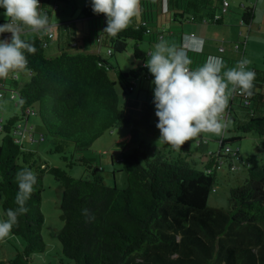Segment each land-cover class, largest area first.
<instances>
[{"label": "trees", "instance_id": "obj_1", "mask_svg": "<svg viewBox=\"0 0 264 264\" xmlns=\"http://www.w3.org/2000/svg\"><path fill=\"white\" fill-rule=\"evenodd\" d=\"M69 1L55 0L53 4ZM214 1L218 2L140 0L139 16L125 30L110 36L101 34L107 26L106 15L95 14L91 0H84L80 10L90 25L87 37L90 47L110 49L108 56L88 50L71 51L63 46L58 54L47 55V40L38 35L25 39L34 43L37 51L25 52L28 81L19 84L11 77L10 84L16 82L13 85L22 112L3 123L0 142L3 220L7 219V209L17 207L14 203L17 171L24 167L32 169L37 174V184L26 202L28 212L18 217V225L8 235L21 237L22 249L13 246V255L6 261L0 260V264H33L35 255L47 251L41 233L45 216L40 208L46 174L62 189L57 237L70 264H264V158L252 163L230 145L247 133L264 138V69H253L251 97L230 95L225 112L237 135L223 136L217 151H210L203 140L196 144L190 140L180 150L173 147L152 150L153 102L129 96L135 80L154 79L142 64L146 53L138 43L164 40L181 47L185 23L223 25V14L218 13L219 5ZM41 4L42 0L40 7ZM52 6L45 9L48 19L47 11ZM242 6L241 26L249 32L255 7ZM130 41H134L135 59L142 61L126 76L111 57L125 51ZM187 54L195 63L211 55L204 51ZM222 58L225 67L221 75L239 61ZM204 61L198 62L199 66ZM112 71L120 73L118 81L124 104L120 103ZM151 87L150 93L154 94L152 83ZM33 107L46 130L42 138L48 136L52 141L50 151L58 153L67 167L82 166L83 176L74 177L63 168L50 165L36 150L19 142L13 131L14 123L26 117ZM116 128L128 129L126 148L118 159L120 170L126 174L125 187L117 186L114 179L113 183L106 181L102 155L92 149L99 138ZM198 162L203 169L198 168ZM223 164L229 172L241 167L243 174L227 179V207L212 206L209 197L216 191V170ZM83 209H88L94 219L86 217Z\"/></svg>", "mask_w": 264, "mask_h": 264}, {"label": "clouds", "instance_id": "obj_2", "mask_svg": "<svg viewBox=\"0 0 264 264\" xmlns=\"http://www.w3.org/2000/svg\"><path fill=\"white\" fill-rule=\"evenodd\" d=\"M39 7L40 0H0V8L5 9L4 15L10 18V22L0 25V79L26 71L25 52L35 54L37 51L34 43L21 39L25 30L51 33L48 17ZM91 7L95 14L107 17V26L101 34L116 36L139 16L140 0H91ZM5 33H11V36L4 37ZM203 46L204 40L195 34H186L181 47L161 40L144 64L154 77L153 104L158 118L159 141L176 150L201 134H223L231 123L225 119L230 95L237 93L251 97L253 94L255 72L246 70L251 63L247 57L223 75V58L213 55H209L202 66L190 69L192 61L188 51L199 53ZM15 181L18 191L14 203L17 207L7 209V219L0 221V239L7 237L13 226L18 225V217L28 212L26 202L37 184V174L24 167L17 171ZM82 213L94 219L88 209H83Z\"/></svg>", "mask_w": 264, "mask_h": 264}, {"label": "rangeland", "instance_id": "obj_3", "mask_svg": "<svg viewBox=\"0 0 264 264\" xmlns=\"http://www.w3.org/2000/svg\"><path fill=\"white\" fill-rule=\"evenodd\" d=\"M84 0H78L77 4V14H80V8L83 4ZM221 1V0H220ZM232 6L228 8L230 11L228 13H224L225 21L224 25H210L209 27L211 30L221 31L220 34L216 37V41H214L215 47L213 48L214 52L209 54H213L215 56H230V58L237 57V60H241L247 57L251 63L247 65L246 70H253V69H264V0H231ZM218 3L219 9L217 10L218 13L221 12L223 14L222 8L220 6L219 1H214ZM59 8L62 9H69L72 11L73 6L60 3ZM242 4L246 6H254L255 7V16L250 25V30L247 35L248 28L242 27V14L244 12V8ZM52 13V17L55 20L59 16H64L63 13L57 15L58 11L50 9ZM76 14V15H77ZM75 15V16H76ZM51 16H49L50 20ZM51 24V23H50ZM190 24L185 23L183 27L184 33L188 29H190ZM193 25V24H192ZM51 31L54 34V38L48 40V47L45 49V53L47 55H53L57 52V44L59 42L58 37L60 38V29L61 26L52 24ZM194 27H203L198 25H193ZM212 32V31H210ZM40 37L44 35V31L38 32ZM241 33V39L243 40L246 38L247 45L246 48V55L243 56L239 51H236L232 48V43L234 41H238L237 36ZM26 34L25 32L22 35ZM223 34H226L227 37H224ZM21 35V36H22ZM34 35L33 32L29 33V36ZM11 36V35H10ZM9 36V37H10ZM43 38V37H42ZM47 38V37H46ZM212 38V37H211ZM240 39V40H241ZM225 40V41H224ZM234 40V41H233ZM232 42V43H231ZM157 43H149L147 41H141L138 43V46L142 51L146 53L144 57V61L136 60L134 56V41H130L128 47L123 52H116V54L111 57L112 62L121 69V72L128 73V71L135 66L136 64L140 63L141 61L145 63L150 56L148 55L150 51L154 50V46ZM217 44L225 46L227 49L226 51H219L217 49ZM218 45V47H219ZM102 54L104 56H108L107 49H101ZM230 51V52H229ZM120 73L111 72V77L117 80L116 88L120 94L121 104H124L126 101L123 99L122 96V87L120 82L118 81V76ZM11 76L9 75L8 79L5 80L7 84L11 82ZM19 83L22 82L25 78L23 76V72H21L18 76ZM4 88L8 90H2L6 97L2 100L0 105V118H4V122H7L10 117L14 115H20L22 109L20 105H16L15 100L10 99L11 92L9 90H14L15 86L13 85H4ZM151 80L138 78L135 80V87L130 93V97L138 99L140 101H149L153 102L154 95L151 94ZM15 93L18 96V92L15 89ZM155 109V105L153 104ZM156 112V109H155ZM37 117V118H36ZM151 121L155 123V138L152 139V150H156L158 148H169L172 147L169 144L159 141L160 138V131L156 127L158 122V118L156 117L155 113L151 117ZM1 124V123H0ZM29 125L34 126L35 138L38 139L40 136V131L45 133L46 130L43 127L40 117L38 115L31 118ZM229 129H231L229 131ZM128 134V129L126 128H116L107 133H105L101 138H99L93 145L92 149L93 152H100L101 153V163L105 167L107 172L106 181L108 183H113V179L116 181L117 186L125 187V180L126 174L122 170H120L119 166V158L122 156V151L126 148L125 144V137ZM237 135V133L232 130L231 123L228 128L223 132L221 135H214V134H201L200 137L194 138L191 141L196 144L199 140H203L204 142L208 143V148L210 151H217L220 149V140L223 136L229 138L231 136ZM3 138V133H0V142ZM26 147L34 148L35 150L39 151L38 154L41 156L43 160H46L50 165L59 166L65 169L69 174L74 177H81L85 173V169L80 165H74L72 167H67L66 162L59 156L58 153L50 152L49 149L52 147L51 139L46 136V139L38 140L34 142L26 141ZM232 148L239 149V154L242 158L252 163L259 162L261 158H264V138H259L253 133H247L241 135V138L234 140L230 143ZM113 164H112V159ZM198 168L203 169L202 163L197 164ZM217 184H216V191L212 192L209 197V204L212 206H219V207H227V195H228V182L227 179L231 178L234 179L235 176H240L243 174L242 168L239 167L236 170L229 172L227 165L223 164L219 168H217ZM227 175V177H226ZM43 192H42V199L40 208L43 212L45 218L44 223L41 228V233L44 242L47 244V251L44 254H37L33 260V264H48L51 262L52 264H70V260L64 256L61 252V245L58 240L57 234L61 227V223L58 219L60 214V199H61V187L55 183L53 177L49 174H46L43 178ZM1 196V194H0ZM1 210V209H0ZM2 213L0 211V221H2ZM23 241L21 237L10 235L8 239L0 240V260L6 261L8 260L11 255H13V246H16L22 249ZM62 259V262L60 261ZM5 264H9L6 262Z\"/></svg>", "mask_w": 264, "mask_h": 264}, {"label": "crops", "instance_id": "obj_4", "mask_svg": "<svg viewBox=\"0 0 264 264\" xmlns=\"http://www.w3.org/2000/svg\"><path fill=\"white\" fill-rule=\"evenodd\" d=\"M218 1H220V0H218ZM228 1H229V8H230L232 6V1L231 0H228ZM54 2H55V0H42V4H41V7H39V10L43 14H45V12H46L45 9H47V7H50V6L54 5L53 4ZM235 2H236V0H235ZM77 4H78V0H70L68 5H72L73 6V9H72V11H69V9H67V10L66 9H62V10H60V8H59V5H60L59 2L56 3L57 8L56 9L52 8V9L55 10V11H58L57 12V15L63 13L64 16H61V17L59 16L55 20L52 17L51 11H49V10L47 11L48 15L51 16V18L49 20V25L55 24V25L61 26V29H60V38L58 37L59 42L57 44V52L55 54H53V55L58 54L59 49L62 46L65 47V48H67V49H69V50H71V51L88 50V51L99 52V53L102 54V51H101L100 48H96V47L95 48H91L90 47L89 40L87 39V37L90 35V31H89L90 25L88 24L87 20L83 17V15L81 14V12H80L79 15L77 14V9H76ZM5 11H6L5 9L0 8V22H3L0 25H3L5 23H7V22H10V18H7L4 15ZM228 11H230V10L228 9ZM228 11L226 12V14L228 13ZM159 21L161 22L160 19H159ZM224 21H225V17H224V14H223V22ZM188 24H190L191 26L189 25L190 26V29H188L186 31V34H188V35L189 34H195L197 37L202 38L204 40V46H203V50H202V51H204V53L209 54L210 51L211 52H214L213 48H216L215 47V44L216 43H214V41H216V37L220 34L221 31L211 30V28L209 26L210 25H214V24H207V23H204V24H193V25H198V26H203V27H194L191 23H188ZM216 25H218V24H216ZM210 31H212V32H210ZM24 32L26 34H24V35L21 36V39H23V40H25L26 38H28L29 33L33 32V31L25 30ZM51 33L53 34L52 31H51ZM33 34L40 36V34L38 32H33ZM48 34L49 33L44 32V35L42 37L45 40H47V41L50 40V39H52V38H54V34H53V36L51 38L48 37ZM240 34L241 33L238 34L237 39H236L238 41L241 39ZM10 35H11V33H5V34H3L4 37H9ZM247 35H248V32H247ZM223 36L224 37H227L226 34H223ZM234 42H236V41H234ZM149 43H151V42H149ZM48 44L49 43L47 42V47H48ZM218 45L219 44H217V49H218ZM246 45H247V43H246ZM226 50L227 49L225 48L224 51H226ZM211 55H213V54H211ZM244 55H246V48H244V53L242 54V58H243ZM224 57L230 58V56H224ZM236 58L237 57L230 58V59H236ZM206 59H207V57H205V59L204 58L203 59L199 58L198 60H200L201 62L205 60L204 61V63H205L206 62ZM200 61H198V62H200ZM198 62H196V63L195 62H192L191 65H190V67H193L194 70L196 68L200 67L199 64H198ZM142 64L144 65L145 63L142 62ZM200 65L202 66L203 64L201 63ZM10 76L16 78V80L18 79V77L16 75L10 74ZM23 76H25V78H23L24 80L22 82H20V83L17 80V83L23 84L24 82L28 81V79L30 77V72H28L27 70L24 71L23 72ZM5 80L6 79H0V93H2V97L0 98V105H1L2 100L6 97V95L3 93L2 90H4V89L5 90H8V89L4 88V85H11V87H12L13 84L16 83V82H13L12 81L11 84L10 83L7 84L5 82ZM11 80H12V78H11ZM9 91L11 92V94L9 96L10 99L11 100L14 99L16 105H19L18 104V96L15 93V90L12 89V90H9ZM151 94H153V93H151ZM33 115L36 116L38 114L28 113V115L26 117H23V118H20L19 120H16L14 124H15V126H20V128L23 129V135H20V141L19 142L22 143L25 148H29V149L35 150L34 148L26 147L25 140L26 141H30V142H34V141H38V140H43L44 141L45 139L42 138V131H40L39 138L38 139L35 138L36 136H35V132H34V126L33 125H29L30 120L33 117ZM3 120H4V118L2 116V118H0V123L4 122ZM31 135H32L33 139H31ZM49 151H50V149H49ZM37 152H39V151H37ZM0 198H1V196H0ZM8 237L9 236H7L4 239H8ZM4 239H0V240H4Z\"/></svg>", "mask_w": 264, "mask_h": 264}, {"label": "built area", "instance_id": "obj_5", "mask_svg": "<svg viewBox=\"0 0 264 264\" xmlns=\"http://www.w3.org/2000/svg\"><path fill=\"white\" fill-rule=\"evenodd\" d=\"M220 6L222 8L223 14L226 13L228 11V8H229V1L228 0H221ZM53 8L56 9L57 5L54 4ZM216 17L219 18L220 15H217ZM189 35H192V34H189ZM240 35L242 36V34H240ZM52 36H53L52 33L48 34L49 38H51ZM184 37H185V35H184ZM245 45H246V38H244L243 40L241 39L239 41L232 43V48L235 49L236 51L241 52V54H243ZM182 46H183V44H182ZM218 49H219V51H224L225 47L223 45H220L218 47ZM107 53H111V50L107 49ZM1 97H2V93H0V98ZM28 113L36 114V108H34V107L29 108ZM227 118H228V114H227V112H225V119L227 120ZM13 131H14V134L17 137V139L20 141V135H23V129H21L20 126H16ZM2 132H3V123L0 124V133H2ZM31 139H33L32 135H31ZM226 149L229 150L228 147Z\"/></svg>", "mask_w": 264, "mask_h": 264}, {"label": "water", "instance_id": "obj_6", "mask_svg": "<svg viewBox=\"0 0 264 264\" xmlns=\"http://www.w3.org/2000/svg\"><path fill=\"white\" fill-rule=\"evenodd\" d=\"M126 76H128V73H124Z\"/></svg>", "mask_w": 264, "mask_h": 264}, {"label": "bare ground", "instance_id": "obj_7", "mask_svg": "<svg viewBox=\"0 0 264 264\" xmlns=\"http://www.w3.org/2000/svg\"><path fill=\"white\" fill-rule=\"evenodd\" d=\"M166 2V1H165ZM220 46V45H219Z\"/></svg>", "mask_w": 264, "mask_h": 264}]
</instances>
